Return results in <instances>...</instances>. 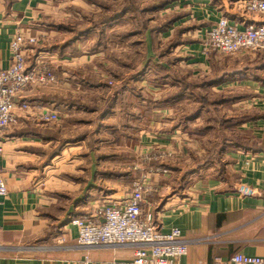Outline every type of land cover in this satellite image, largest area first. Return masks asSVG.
I'll return each instance as SVG.
<instances>
[{"label":"crops","instance_id":"obj_1","mask_svg":"<svg viewBox=\"0 0 264 264\" xmlns=\"http://www.w3.org/2000/svg\"><path fill=\"white\" fill-rule=\"evenodd\" d=\"M157 3L152 0L151 4ZM84 10L103 11L87 0H0V68H7L10 63V38L18 29H23L38 40L25 47L27 66L47 62L59 81L57 85H31L15 102L39 104L63 114L57 122L43 123L16 111L17 121L3 137L0 166L7 194L0 197V264H132L133 247H78L77 229L69 224L70 219L89 215L92 203L102 198L101 190L106 186L114 191L111 197L122 195L117 192L123 188L122 177L108 181L97 175L112 171L116 176L126 171L135 180L139 177V159L150 156L151 152L166 148L172 155L173 147L179 154H186L182 148V145L188 146L186 127L195 125L193 121L198 122L199 116L187 113L182 120L180 107L185 105L184 98L191 96L194 104L197 98L187 90L179 97L175 94L181 87L180 80L200 81L204 72L210 70L200 30L212 26L219 16L242 25L263 22L260 17L238 10L237 0H167L144 22L147 31L141 43L146 46L148 64L142 69L147 67L143 76L148 77V85L142 75L140 80L138 70L131 86L120 88L107 104L108 98L99 96L104 93V84L78 75L86 66L103 60V53L85 52L75 37L59 44L51 30L52 26L59 27V19L79 17ZM154 14L161 20L172 16L175 19L152 35L150 30L158 25ZM127 15L121 13L111 25L125 24ZM129 20L139 25L137 19ZM111 25H102V29ZM46 32L52 34L54 42L45 51L41 42L48 35ZM175 39L179 42L171 48ZM68 44L76 46L80 53L72 55ZM172 60L178 66L172 65ZM173 76L179 77L180 83ZM139 82L142 88L148 87V96L142 102ZM218 87L226 88L220 90L223 94L246 92L230 108H237V112L242 111L239 115L248 117L242 124L235 123V127L242 129V139L257 148L229 149L225 169L220 172L217 168L204 178H193L182 189H175L173 183L174 174L186 175L184 168L169 169V175L150 179L154 190L152 199L142 208L144 213L151 214L162 233H169L173 228L180 231L187 253L176 264H232L230 259L237 254L264 257V69L255 78L238 75L210 89L215 92L214 88ZM197 91L202 94L203 90ZM124 97L130 100V109L134 107L137 114L136 123L129 119L123 121L122 133L126 137L119 142L128 144L131 159L128 165L121 166L115 159L110 162L112 157L102 152V143L97 144L102 141L98 138L108 120L121 112L119 106ZM84 115L93 120L82 119ZM145 119H149L148 129L140 132L139 126L144 123L140 121ZM80 130L93 132L95 138L89 133L79 136ZM165 130H169L168 134ZM127 131L130 135H126ZM196 166L197 169L199 165ZM79 173L83 176L76 181L75 174ZM241 188L250 190L251 195L239 193Z\"/></svg>","mask_w":264,"mask_h":264},{"label":"rangeland","instance_id":"obj_2","mask_svg":"<svg viewBox=\"0 0 264 264\" xmlns=\"http://www.w3.org/2000/svg\"><path fill=\"white\" fill-rule=\"evenodd\" d=\"M102 2H105L106 5L109 6L110 12L106 11L105 13L110 14L112 12L119 13L123 10L125 7V1L124 0H101ZM152 3V0H139L137 3L136 1L133 2L136 9H146L148 5ZM185 8L184 6H181V8ZM177 9V11H180ZM174 11V10H172ZM174 13V12H172ZM186 13V12H185ZM80 16H72V18H69L68 20L59 19L58 20V26H52L53 28L51 30H54V39L55 42H66L69 39L74 38V33L76 31H83L85 28L90 27L93 22H97L99 18H101V14H99L96 11L90 10L85 11ZM131 14V13H129ZM127 15L125 17H129L130 15ZM151 14L144 13L142 15L143 21L146 20ZM71 17V16H70ZM153 17L157 18V14H154ZM129 18H126L127 22L125 24H118L117 22L112 24L111 27L107 29H103V37H101V40L104 41L103 45V60L99 61L98 63H91L89 66H86L83 68V70L79 71V76L82 78H85L86 80H90V82L96 83V84H104L102 87L104 88V93L100 94L99 96H106L108 100L106 101L107 104L109 103V100L111 96L116 92L119 91L122 87H129L131 86V80H136L135 76L137 71L139 70L141 72V68L144 67V65L148 64L147 61V55L146 52V46H144L141 43V40L143 38V34H135L136 32L134 30L139 29L141 25L136 26L135 21L129 20ZM159 20V17L156 19ZM50 25L51 23L48 22ZM123 23V22H122ZM201 31V30H200ZM48 35H45L42 38V44L41 47L44 50H49L50 47H52L51 42H54L52 40L53 37L51 36L49 32H46ZM99 30H92L91 33L84 37H78L75 36V42L84 50L85 52H91V48L95 45V42L97 38H99ZM112 33H116L119 35H127L129 36L130 41H125V43H121L119 40L116 43V39L112 36ZM134 33V35H131ZM115 34V35H116ZM52 37V38H51ZM138 39V40H137ZM76 45V44H75ZM100 48V49H101ZM208 66L210 67V72L205 71L203 77L205 78L207 75L210 76V74H213L214 72L221 71L222 69H230V68H236L243 65H246L247 67H250L253 69V67L256 65V59L258 55L253 56L251 54H243V55H237V56H223V55H217L214 52H208ZM215 56V58H213ZM173 57V56H172ZM174 59V58H173ZM177 59V58H176ZM174 61V60H173ZM178 62L174 63L175 66H178ZM262 73V72H261ZM85 74V75H84ZM144 73L140 74V80L142 78ZM142 75V76H141ZM137 77V76H136ZM250 77V76H249ZM143 78H145L143 76ZM148 78V77H147ZM145 78L146 85H148V80ZM240 78V77H239ZM255 78V77H250ZM243 80H246L242 78ZM143 80V79H142ZM239 80V79H238ZM234 81V80H232ZM142 82V81H140ZM138 86V93H140L139 98H141V101H145V98L148 96V90L146 85L144 88L140 85ZM215 92H212L211 89H207L206 92L202 91V94H197L201 96L206 97V100L211 108L209 110L208 108L201 107L198 105V96H197V104L195 103V100L189 96L187 98H184L185 105H181L180 107V118L184 120V117H187L188 114L194 112L198 113L199 121L193 123H196L195 125H189L187 126L186 130L189 133L187 135L188 140L185 141V143L188 144V146L184 147L182 145V148L185 149L186 154L182 153L179 154L178 150H175V148L172 147V150L174 153L171 155L168 153L166 148H161L159 152L158 150L151 152L150 156L152 157V160L150 161H143V158L139 159V166L140 171L138 176H140L142 173L148 171L149 169H167L169 172L167 175L170 174L169 169L178 170L179 168L187 169L186 175H180L174 174L175 182L173 183V186L175 189H182L184 186L187 185V183L193 182V178H204L207 175H210L211 173L215 172L218 168L221 172L222 169H225L227 167V163L229 161V158L226 157L227 151L229 149L233 148L232 139H242V129L235 127L236 121L239 119V111L237 112V108H230L225 103H221L223 99L225 98H232L234 97H240L241 95H244L243 90H238L235 94H223L220 92V90H224L226 88H214ZM218 91V92H216ZM246 93V92H245ZM185 97V95H184ZM225 97V98H223ZM183 97H181V101L183 104ZM94 99V97H92ZM123 102L119 106L120 113L118 112L117 117H111L108 121V125H106V129L103 127V129L100 132V138L102 141L98 143L97 145L102 147V152H106L107 155H109L110 162L115 159V161L121 165L126 166L128 165V162L130 161V149L128 144L122 143L119 140H122L125 135L122 133V129L125 128V124L123 121L126 119H129V121H133V123H136V114L137 111L134 107H131L130 100L126 99L124 97ZM191 101H193L191 103ZM181 103V102H180ZM94 104V101L91 103ZM198 105V106H197ZM242 107V106H239ZM116 108V106H115ZM114 108V109H115ZM118 108V107H117ZM235 111H234V110ZM191 110V111H189ZM141 112V110L139 111ZM123 113V115H120ZM144 113H146L144 111ZM188 113V114H187ZM186 114V115H184ZM146 116V115H144ZM194 116V115H193ZM192 116V117H193ZM82 119H92L91 116L84 115V118ZM149 119L142 120L140 122H144L142 125L140 124L141 130H147L148 129V122ZM189 120V119H188ZM227 121L234 122V125H227ZM192 122V121H191ZM190 123V121L188 122ZM94 129L91 127V130ZM178 129V128H177ZM125 130V129H124ZM84 131V132H83ZM164 132V131H163ZM169 130H165V134H168ZM79 136L90 134V137L95 138V134L93 132H86L85 130L77 131ZM130 131H127L126 135H130ZM117 134V135H116ZM125 134V132H124ZM175 135V133H172ZM120 135V136H119ZM172 136L169 134V137ZM178 136V135H176ZM98 137V135L96 136ZM126 137V136H125ZM97 141V140H96ZM92 146L95 143L94 141H91ZM172 144V143H171ZM104 150V151H103ZM171 150V151H172ZM82 151V150H81ZM177 152V153H176ZM117 156V157H115ZM155 158V159H153ZM110 162L108 164H110ZM107 164V165H108ZM198 166H196V165ZM197 167L194 168L195 166ZM187 167V168H186ZM189 167V168H188ZM111 169V168H108ZM199 170V171H198ZM111 171V170H110ZM200 172V173H199ZM108 173V172H107ZM118 173V172H116ZM82 173L75 174V180L81 179ZM86 176V175H85ZM101 176L102 178L107 179L108 181H113L115 177H122L121 185L122 189L120 191H117L119 193L124 194L129 189L132 182L134 181V178H132V175L129 173H126V171H122L121 175H116L114 172L111 171L108 174H101L97 175ZM136 176V175H133ZM154 176H151L153 178ZM178 177V178H177ZM190 178V180H189ZM187 179V181H186ZM186 181V182H185ZM129 182V183H128ZM125 188V189H124ZM102 197L109 198L111 197V194L114 192L112 191L111 187L106 186L104 190H101ZM120 197V196H119ZM118 198V197H114ZM99 201V200H97ZM95 201V202H97ZM95 204V203H92Z\"/></svg>","mask_w":264,"mask_h":264},{"label":"built area","instance_id":"obj_3","mask_svg":"<svg viewBox=\"0 0 264 264\" xmlns=\"http://www.w3.org/2000/svg\"><path fill=\"white\" fill-rule=\"evenodd\" d=\"M238 10L246 15L257 16L263 22L234 23L225 16H219L214 24L202 29L203 52L217 55L237 56L243 54L264 55V0H237ZM37 38L27 30L18 29L10 38V63L0 68V156L6 131L16 119V111L27 113L43 123L59 121L62 113L39 104L15 99L31 85H57L59 83L49 63L39 61L29 68L26 63L25 47L35 44ZM155 159V158H153ZM152 160L151 156L143 161ZM167 169H149L135 179L130 188L118 198H104L91 207L86 216L70 219L69 224L77 229L76 245L80 248L98 246L133 247L132 264H176L186 255L187 246L178 229L162 233L153 223L150 213H144L143 205L150 204L153 187L151 176L167 175ZM243 195H251L245 188L239 189ZM7 194L0 166V197ZM232 264H264V257L234 255Z\"/></svg>","mask_w":264,"mask_h":264},{"label":"trees","instance_id":"obj_4","mask_svg":"<svg viewBox=\"0 0 264 264\" xmlns=\"http://www.w3.org/2000/svg\"><path fill=\"white\" fill-rule=\"evenodd\" d=\"M87 1L89 2V4L100 6L101 9L103 10L101 13H99V14H101V18H99L97 20V22H93L90 27L85 28L83 31H76L74 33V37H75V36H80L83 34H89V33H91L92 30H99L98 34L100 36H99V38H97L93 48L90 49L91 50L90 53L103 51L102 48L104 45V41L101 40V37H103L102 25H107V26L111 25V23L114 22L118 18V16L123 12H126L127 14L131 13V14H129L130 18L137 19L139 25H141V27L139 29L134 30L136 32L135 34H143L144 32L147 31L146 30V24L144 23L145 21H147V19L143 21L142 15H144V13L152 15V12H157L167 2V0H155L156 2H158L157 4H150V5H148V7L146 9L140 10V9H136V7L134 6V4H133L134 0H126V1L124 0L125 1V7L123 8V10L121 12H119V13L112 12L110 14H107L105 12L109 10V6L106 5L105 2H102L100 0H87ZM170 1H172V0H170ZM108 12H110V11H108ZM153 18L156 20L158 18V16H157V18H155V17H153ZM174 19H175L174 16H172L170 18H165L163 20L159 19L158 20L159 26L155 25L154 28L150 30V33L152 35H156L158 32L163 30V27H168L169 25H171V23L173 22ZM115 34L116 33H112L111 37L113 36L116 39V41H117L116 43H120V42L125 43V41H130V39H131V38H129L128 34L127 35H119V36L117 34L116 35ZM131 35H134V33H132ZM118 40L120 42H118ZM178 42H179V39L178 40L175 39V41H172V43L170 44V47L172 48V47L176 46V44H178ZM43 50H44V47H43ZM167 50H168V48H167ZM69 51L72 55H77L80 53V51H78L76 49V46L72 47L71 45H69ZM256 61H257L256 65L253 67V69L250 67H247L246 65L236 67V68H230V69L226 68V69H222L221 71L214 72L210 76H206L205 78H203L200 81H189V82L186 81V82H184V81L180 80V82H181L180 83L179 81H177L179 79V77L173 76L174 79L176 80V82L181 84L179 92H177L175 94V97L181 96V94L184 91L186 92V90L189 91L192 96L198 94V91L196 92V89L197 90H203V92H206L207 89H210L211 87L215 86L216 84L221 83V82L228 80V79H232L238 75H243V76L249 75L250 77L258 76V71L264 69V55H258ZM174 63H176V62L172 60V65ZM146 70H147V67H145L143 69L141 68V72L140 71L139 72H140V74L146 73L147 72ZM197 96H198V100H199L198 101L199 105L201 107L208 108L209 110H211V108H210L211 105L209 106V104L206 100V97L201 96V95H200V97H199V95H197ZM197 96H196V98H197ZM223 98H225V97H223ZM237 101H239V98L232 96L231 99L229 97L223 99L221 103H225L226 105H228V107L229 106L231 107V105ZM195 114H198V113H195ZM238 118L239 119L236 121V123H238V124H240V123L242 124L243 121L248 119V117H246L243 114H240L238 116ZM230 123H234V122L227 121V124H230ZM232 144H233V148H235V149H239V148L240 149H249V148H252V149L255 148L256 149L257 148L254 144L249 143L248 140H244V139L232 140Z\"/></svg>","mask_w":264,"mask_h":264}]
</instances>
